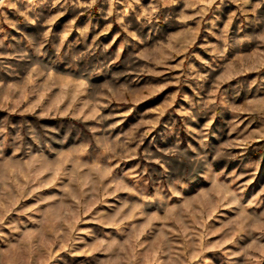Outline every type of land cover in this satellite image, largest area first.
Returning <instances> with one entry per match:
<instances>
[{
  "label": "rangeland",
  "instance_id": "374dc122",
  "mask_svg": "<svg viewBox=\"0 0 264 264\" xmlns=\"http://www.w3.org/2000/svg\"><path fill=\"white\" fill-rule=\"evenodd\" d=\"M0 264H264V0H0Z\"/></svg>",
  "mask_w": 264,
  "mask_h": 264
}]
</instances>
